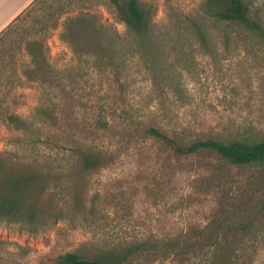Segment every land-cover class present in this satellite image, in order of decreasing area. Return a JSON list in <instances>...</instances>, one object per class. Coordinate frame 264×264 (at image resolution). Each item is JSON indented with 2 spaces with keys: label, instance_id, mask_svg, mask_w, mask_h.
Masks as SVG:
<instances>
[{
  "label": "rangeland",
  "instance_id": "rangeland-1",
  "mask_svg": "<svg viewBox=\"0 0 264 264\" xmlns=\"http://www.w3.org/2000/svg\"><path fill=\"white\" fill-rule=\"evenodd\" d=\"M144 1L152 4L158 28L173 26L181 16H198L204 2ZM250 1L264 27V0ZM95 11L125 33L111 8L100 5ZM26 26L9 39L24 37ZM59 29L40 34L52 66L68 67L73 75V86L59 76L53 80L59 123L38 125L29 135L0 124V150L12 154L30 150V162L43 169L47 182L41 221L29 227L0 222L4 260L55 264L57 256L68 251L90 253L105 242L202 227L213 216L241 212L264 198L261 168L223 166L207 154L175 156L142 135L143 128L155 125L183 141L246 136L264 140V45L239 34L237 43L225 48L213 30L210 47L204 49L185 36L183 54L165 61L173 63V75L166 77L158 63L146 65L137 56L121 68L112 50L103 45L96 47L98 63L82 65L79 76L80 63L59 39ZM170 84L179 85L182 98L170 91ZM37 102V83H22L8 98V106L22 117L30 116ZM101 111L110 121L105 130L94 126ZM124 119L135 133L132 139L122 129ZM46 135L48 143L42 141ZM85 145L101 149L108 162L84 169L73 153ZM51 213L62 217L54 220ZM261 220L258 235L247 238L251 247H258L252 264H264V214ZM127 264L177 263L143 255Z\"/></svg>",
  "mask_w": 264,
  "mask_h": 264
},
{
  "label": "trees",
  "instance_id": "trees-1",
  "mask_svg": "<svg viewBox=\"0 0 264 264\" xmlns=\"http://www.w3.org/2000/svg\"><path fill=\"white\" fill-rule=\"evenodd\" d=\"M100 5L111 8L116 21L125 26V33L99 17L95 9ZM153 16L152 4L144 0H33L0 33V124L29 135L38 125L59 123L53 80L59 76L72 85L73 75L68 67L57 70L52 66L40 36L58 27L59 39L70 47L80 63L76 66L79 76L83 75L82 65L98 63L96 47L103 45L112 50L121 68L137 56L146 65L158 63L165 77L173 75V63L165 61L169 56L179 59L184 52L185 36L204 49L210 47L209 33L213 30L218 32L225 48L236 44L239 34L264 45L261 15L250 0H204L198 16H181L171 27L158 28ZM26 23L24 37L11 41L10 35ZM18 52H22L19 58ZM24 82L37 83L38 88V102L28 117H22L8 106V98ZM62 89H66L64 84ZM169 89L182 98L179 85L170 84ZM122 123L128 139H132L135 133L130 130V124L125 119ZM109 124L102 111L94 118V126L100 130L107 129ZM142 135L159 142L163 150L175 156L207 154L223 166H256L264 170V140L252 141L246 136L228 141L212 138L183 141L155 125L143 128ZM42 141L48 143L50 138L46 135ZM73 154L86 170L108 162L106 153L94 146H78ZM31 155L30 150L13 154L0 150V222L29 227L42 219L46 175L30 162ZM248 207L238 213H220L202 227L175 234L105 242L94 246L90 253L68 251L58 255L55 264H127L143 255L177 264H252L258 247H251L247 238L258 235L264 198ZM58 215L51 213L49 217L57 220L62 217ZM0 264L11 262L0 255Z\"/></svg>",
  "mask_w": 264,
  "mask_h": 264
},
{
  "label": "crops",
  "instance_id": "crops-1",
  "mask_svg": "<svg viewBox=\"0 0 264 264\" xmlns=\"http://www.w3.org/2000/svg\"><path fill=\"white\" fill-rule=\"evenodd\" d=\"M32 2L33 0H0V33Z\"/></svg>",
  "mask_w": 264,
  "mask_h": 264
}]
</instances>
